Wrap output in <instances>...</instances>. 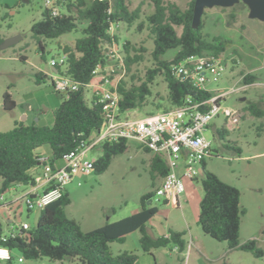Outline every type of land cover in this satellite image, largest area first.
<instances>
[{"label": "rangeland", "instance_id": "obj_1", "mask_svg": "<svg viewBox=\"0 0 264 264\" xmlns=\"http://www.w3.org/2000/svg\"><path fill=\"white\" fill-rule=\"evenodd\" d=\"M165 1L174 2L184 9L188 7L190 0ZM127 2L131 9L142 3V17L131 26L119 24L114 27L113 32L120 37L117 47L123 57L126 55L124 49L126 41L130 42L131 56L135 54L143 56V59L135 62L129 71L125 69L123 76L129 84H140L145 79L148 69L154 66L151 55L154 41L146 22L147 15L154 11V2L152 0H127ZM44 8L45 0H0V33L6 37L18 34L23 36L13 46L0 49V131L11 129L15 120L29 123L38 121L41 124L52 125L54 112L62 102V94L54 89L51 80L37 83L36 73L41 71L49 76L52 74L51 59L62 57V48L65 45H74L75 40L82 36L86 22H80L76 30L58 38H42L40 43L33 36L31 28L42 18ZM63 11L66 12L65 8ZM6 12L9 16L4 20L2 16ZM141 20H144L145 24L139 30L138 23ZM202 20L203 32L209 35V38L220 36L226 40V49L221 55L228 62L225 74L218 81L208 82L206 87L209 90L230 91L221 104L237 111L236 120L228 119L221 113L206 129L205 135L213 144L212 155L205 160L206 168L225 182L241 188L242 205L248 208V212L242 217L240 241L256 239L264 250V193L260 196V201L253 195L256 194V190L253 189L255 186H261L264 190V115L256 116L248 109L253 104L264 112V21L251 18L249 8L243 2L231 7L206 8ZM177 31L180 34L182 28L177 27ZM174 54L175 50H170L163 58L170 60ZM22 57L26 58L22 59ZM123 71L119 61L109 57L101 72L110 74L116 82ZM247 73L257 76L254 83L245 84L242 77ZM7 92L16 101L13 110L4 108V95ZM92 94L93 89L88 87L86 98L90 99ZM167 95V83L159 75L152 84V95L148 97L146 103L126 111L124 116L139 118L161 112L170 106ZM25 115L28 116V120ZM223 126L229 131L226 141L217 134V129ZM231 145L240 146L242 153L239 154ZM101 153V148L96 147L90 151V156L97 159ZM151 157L153 153L140 146L138 140L129 139L127 150L116 155L104 172L99 174L93 170L90 174L75 176L66 186L72 197L71 204L67 207L68 214L77 218L86 231L103 224L108 217L110 220H119L133 214L141 206L142 196L156 189V186L152 185ZM202 177H204V169L201 167L199 180ZM198 183L201 184L200 181ZM1 185L0 178V187ZM197 186L185 189L180 196L179 206L173 201L166 202L164 198L154 193L151 204L159 209L155 219L165 226L185 228L188 232V241L191 230L194 236L200 235L210 256L207 259L200 255L201 264H221L223 260H227L230 264H264V255L257 257L252 252L230 249L227 242L218 241L203 232L197 218L204 191ZM21 193L22 188L18 184L3 192L0 220L6 233L11 230L10 227L20 226L24 222L32 227L36 225L40 210H28ZM258 202H262L263 205ZM12 218L14 220L9 223L8 220ZM134 237L135 235L132 234L128 242L111 243L113 254L127 249L135 252V248L140 247V242ZM186 251L183 254L185 260L182 264L187 260ZM168 253L169 251L159 254L162 259L161 264L170 262L171 256ZM139 255V264H147L146 259H149L151 264H155L154 256L142 252ZM15 264L82 263L68 260L53 261L48 257L24 259V262H20L19 255L16 254Z\"/></svg>", "mask_w": 264, "mask_h": 264}, {"label": "trees", "instance_id": "obj_2", "mask_svg": "<svg viewBox=\"0 0 264 264\" xmlns=\"http://www.w3.org/2000/svg\"><path fill=\"white\" fill-rule=\"evenodd\" d=\"M152 1L154 11L147 15L146 22L154 41L151 53L154 66L148 69L145 79L140 84H129L128 80L120 79L117 91L122 112L143 106L152 95V84L159 75L164 78L168 87L167 99L170 106L164 110L182 105L187 97L195 101L210 98L213 95L211 91L198 89L189 81L182 79L174 73L173 65L192 55H220L226 49L225 39L220 36L209 38V35L203 32V20L198 28L193 27L195 0H190L188 7L184 9L171 1ZM58 2L66 12L55 16L45 7L42 18L32 25V34L41 43L42 38H58L76 30L80 22H86L82 36L75 40L74 45H65L62 48L67 54L65 72L78 81L80 86L77 90L70 91L68 95L60 93L62 102L54 112L52 125L41 124L38 121L27 123L15 120L11 129L0 131L2 179L0 194L13 185L38 183L33 169L42 165L39 157L44 147L50 149V163L57 166V163L82 140H88L99 132L103 122V109L96 102L95 95L90 99L86 98V90L95 77L94 71L97 67L106 64L107 46L119 44L120 37L110 31L111 26H118L121 23L131 26L140 20L143 14L142 3L131 9L127 0ZM8 16L9 13L6 12L2 19L5 20ZM144 24V20L139 21V30ZM177 27L182 28L180 34ZM5 38L6 36L0 33V44ZM124 49L126 53L124 68L129 71L135 62L143 59V56L137 54L131 56L129 41L125 42ZM170 50H175L173 58L164 59L163 56ZM47 79L51 80L48 74L41 71L36 73L37 83ZM256 79L257 76L252 73L244 74L243 77L245 84L254 83ZM15 107L16 101L7 92L4 95V108L13 110ZM248 109L256 116L264 115V112L253 104ZM228 133L225 126L217 129V134L225 141ZM142 147L152 152L148 147ZM231 147L239 154L242 153L240 146ZM100 148L102 153L95 160L93 169L99 174L109 167L116 155L127 150L128 139L105 141ZM205 160L204 177L200 179L204 194L200 201L198 224L205 234L218 241L227 242L230 249H240L262 257L264 250L256 239L240 241L242 217L247 213V209L241 205L240 189L208 170ZM150 165L152 185L155 187L157 177H164L169 168L166 159L157 153L153 154ZM195 179H199L198 176ZM154 193L155 191H151L142 196L138 212L89 231L83 230L80 223L67 214L66 208L71 203L68 191H65L60 199L40 209L35 226L28 229L17 227L15 236L4 232L0 220V246L12 251L11 259L0 260V264H15L16 254L24 259L48 257L53 261H78L82 264H136L137 253L125 250L113 254L111 251V243H124L126 236L136 230L141 233L140 244L143 252L152 254L155 248L174 245L181 254L179 260L182 264L185 260L183 253L187 247L185 230L170 228L168 234L156 237L149 233L148 223L159 210L157 206L148 203ZM221 264L230 263L223 260Z\"/></svg>", "mask_w": 264, "mask_h": 264}, {"label": "built area", "instance_id": "obj_3", "mask_svg": "<svg viewBox=\"0 0 264 264\" xmlns=\"http://www.w3.org/2000/svg\"><path fill=\"white\" fill-rule=\"evenodd\" d=\"M58 1L45 0V7L55 16L64 13ZM114 27L116 26H111V32ZM117 45L107 46L106 55L119 61L124 69L123 74L115 82L110 74H102L104 66L99 65L94 71V79L88 86L92 87V96L95 95L96 102L103 109V122L99 132L88 140H82L67 153L63 158L62 166H53L49 155H40L39 161L44 171L41 178L44 189L42 192L33 191L21 196L28 210H40L60 199L66 191V186L75 176L90 174L93 171L96 159L90 156L92 149L101 147L105 141L121 139H136L142 146L148 147L153 153L166 159L169 170L160 185L156 187L155 193L167 202L173 201L179 205V197L185 191L184 179H195L200 174L203 160L212 155V141L205 135L211 121L221 113L228 119L236 120L237 111L221 104L230 91L209 90L206 87L208 82L218 81L227 71V59L221 54L192 55L173 65L174 73L182 79L189 81L198 89L211 91L213 95L210 98L195 101L187 97L182 105L158 113L139 118L124 116L126 112L120 109L117 85L124 76L125 65L124 57L120 54ZM66 58L67 54L63 52L62 57L52 58L50 61L51 82L54 89L64 95L77 90L80 86L78 81L65 72ZM180 168L181 172H179ZM3 200V194H0V202ZM21 226L24 229L30 228L27 222L22 223ZM16 233L17 230H14L9 234L15 236ZM11 257L12 251L0 246V260L6 261ZM19 261L24 262V258L20 256Z\"/></svg>", "mask_w": 264, "mask_h": 264}, {"label": "crops", "instance_id": "obj_4", "mask_svg": "<svg viewBox=\"0 0 264 264\" xmlns=\"http://www.w3.org/2000/svg\"><path fill=\"white\" fill-rule=\"evenodd\" d=\"M232 61L236 62L235 59H232ZM90 88L92 89V87H90ZM25 118L28 120V116L27 115H25ZM26 122L29 123L28 121H26ZM139 145L142 146L140 143H139ZM41 152H42V154H47V155L51 154L50 149L47 148V147H44L41 150ZM151 159H152V157H151ZM63 164H64V161L57 163V166H62ZM150 164H151V162H150ZM201 167L204 168V165L202 164ZM181 170L182 169L180 168L179 172H181ZM43 172L44 171H43V166L42 165L37 167V168H35V169H33V173L37 176L38 183L36 185H19L22 188L21 196L24 195L25 193H28V192H33V191L34 192H42L43 191L44 187L42 185L43 181L41 179L42 176H43ZM162 178L163 177H157V179H156V183H157L156 187L160 185V183L162 181ZM199 181H200L199 179H188V178H185L184 179L185 189L187 190L188 188H192L193 186H197L199 184L198 183ZM79 184H80V182H79ZM197 188H202L201 184L198 185ZM239 189L241 190V188H239ZM253 189L256 190V194H253V195L260 201V198H261L260 196H263V193H264L263 192L264 191L263 188L261 186H259V187L255 186ZM66 191H68V193L70 194V197H71L70 190L68 188H66ZM71 201H72V197H71ZM242 203H243V192L241 190V205H242ZM258 203L260 205H263L262 202H258ZM179 205H180V197H179ZM140 207L137 208V210L135 212H138L140 210ZM246 209H247V212H248V208H246ZM66 211H67V208H66ZM67 214H68V212H67ZM69 216L74 218V219H76L80 223L82 229L84 230V227H83L82 223L77 218H75L74 216H71V215H69ZM155 217H156V215L148 223L149 233L151 235L155 236V237L163 235V234H168V230L170 228L175 229V230H180V231L181 230H185L186 231L185 228H176V227H173V226L172 227L171 226H165L160 221L156 220ZM13 220L14 219L12 218V219H9L8 221L10 223ZM112 221H116V220H110V217H108L107 220H105V222L103 224H99V226H97V227L103 226L107 222H112ZM17 227H19V226H17ZM17 227H10L11 230L9 232H7V234H9L10 232L16 230ZM241 227H242V223H241ZM187 233L188 232L186 231V234L184 236L186 241H187V244H188L187 251H186L187 260H186L185 264H201L200 255H203V256H205L208 259L210 257L209 254H208V251L205 249V247L203 245V240L200 239V235H198L199 237L198 236H194V234H193V232L191 230L190 233H189L190 234V239L188 241L187 240V235H188ZM132 234L135 235V237H134L135 240H137V241L139 240V242H140L141 233L138 230L129 233L126 236L125 242H128V238ZM249 239H253V238H249ZM128 251H133L134 252V250H130V249ZM168 251H169L168 254H170V256H171V259H170V262H165V264H180L179 257H180L181 254L179 253L178 248L176 246H174V245H168V246H164V247L155 248V249L152 250V254L143 252V250L141 248V244H140V247L135 248V253H137L138 256H140L139 253H141V252L143 254H149V255L154 256L155 264H161L162 259H161L160 255L162 254V252H168ZM146 260H147V262H146L147 264H151V261L149 259H146ZM63 261H65V260H63ZM139 262H140V260L139 261L137 260L136 264H139Z\"/></svg>", "mask_w": 264, "mask_h": 264}, {"label": "water", "instance_id": "obj_5", "mask_svg": "<svg viewBox=\"0 0 264 264\" xmlns=\"http://www.w3.org/2000/svg\"><path fill=\"white\" fill-rule=\"evenodd\" d=\"M239 2H243L248 6L249 16L251 18H256L264 21V0H195L193 27H199L206 8L215 6L231 7ZM22 37L23 36L21 34L6 37L0 44V49H5L13 46L14 44L18 43L19 40L22 39ZM148 203H151V200H149Z\"/></svg>", "mask_w": 264, "mask_h": 264}]
</instances>
